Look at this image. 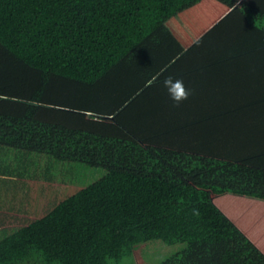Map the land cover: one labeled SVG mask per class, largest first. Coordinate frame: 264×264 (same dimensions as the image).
Returning <instances> with one entry per match:
<instances>
[{
	"label": "trees",
	"instance_id": "16d2710c",
	"mask_svg": "<svg viewBox=\"0 0 264 264\" xmlns=\"http://www.w3.org/2000/svg\"><path fill=\"white\" fill-rule=\"evenodd\" d=\"M0 146L106 170L0 264H264V0H0Z\"/></svg>",
	"mask_w": 264,
	"mask_h": 264
},
{
	"label": "rangeland",
	"instance_id": "374dc122",
	"mask_svg": "<svg viewBox=\"0 0 264 264\" xmlns=\"http://www.w3.org/2000/svg\"><path fill=\"white\" fill-rule=\"evenodd\" d=\"M12 153L11 147L0 146V177L5 178L0 179V214L4 216L33 221L47 213L50 202L57 204L65 200L73 192L95 182L106 173L104 168L81 162H63L47 166L42 154L27 151L19 154L20 160H15L17 153ZM15 168L19 170V174L18 171L13 172ZM47 173L51 174L53 180L39 178L48 180L40 184L37 178L36 181L33 178L34 174L43 176ZM15 177L21 178L14 185L12 181ZM22 225L24 224L10 222L6 229L11 232ZM178 248L162 241L149 242L139 247L134 264H156Z\"/></svg>",
	"mask_w": 264,
	"mask_h": 264
},
{
	"label": "clouds",
	"instance_id": "9594fccd",
	"mask_svg": "<svg viewBox=\"0 0 264 264\" xmlns=\"http://www.w3.org/2000/svg\"><path fill=\"white\" fill-rule=\"evenodd\" d=\"M163 83H164V86H165L170 98L173 101L179 103L180 101L187 99L189 92L186 89L182 79L173 78L172 76H168L164 79ZM12 149H13V151H15V153H19L16 149H14V148H12ZM33 178H35L34 180H36L35 176ZM37 180L38 181H48V180H43V179L41 180L39 178H37Z\"/></svg>",
	"mask_w": 264,
	"mask_h": 264
},
{
	"label": "crops",
	"instance_id": "0c3cea01",
	"mask_svg": "<svg viewBox=\"0 0 264 264\" xmlns=\"http://www.w3.org/2000/svg\"><path fill=\"white\" fill-rule=\"evenodd\" d=\"M13 153H15V151H13ZM13 153H12V154H13ZM20 154H21V153H20ZM29 161H30V160H29ZM4 179H5V178H4ZM33 181H34V180H33ZM35 181H36V180H35ZM41 183H44V182H43V181H40V184H41ZM45 183H47V182H45Z\"/></svg>",
	"mask_w": 264,
	"mask_h": 264
}]
</instances>
